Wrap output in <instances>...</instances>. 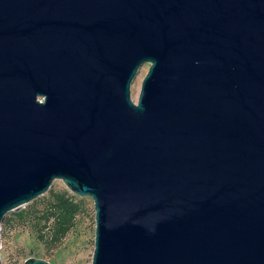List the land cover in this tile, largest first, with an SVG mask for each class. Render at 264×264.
<instances>
[{"label":"water","instance_id":"obj_1","mask_svg":"<svg viewBox=\"0 0 264 264\" xmlns=\"http://www.w3.org/2000/svg\"><path fill=\"white\" fill-rule=\"evenodd\" d=\"M54 179L90 264H264V0H0V229Z\"/></svg>","mask_w":264,"mask_h":264},{"label":"rangeland","instance_id":"obj_2","mask_svg":"<svg viewBox=\"0 0 264 264\" xmlns=\"http://www.w3.org/2000/svg\"><path fill=\"white\" fill-rule=\"evenodd\" d=\"M148 66V63H143L131 81L130 97L134 102L137 101L141 81ZM49 189H65L74 199L82 201L81 211L76 214L74 225L56 242L48 239L47 229L40 236L39 225L34 220L46 208L48 190L28 203L8 211L5 216L8 220L1 223L0 229L2 264H22L29 257L41 258L50 264H90L95 227L92 198L72 192L61 179H54Z\"/></svg>","mask_w":264,"mask_h":264},{"label":"trees","instance_id":"obj_3","mask_svg":"<svg viewBox=\"0 0 264 264\" xmlns=\"http://www.w3.org/2000/svg\"><path fill=\"white\" fill-rule=\"evenodd\" d=\"M48 191L46 208L34 221L39 225L41 237L44 229H47L48 239L56 242L74 225L75 216L81 211L82 201L74 199L65 189L56 191L48 189ZM5 216L3 223L8 220Z\"/></svg>","mask_w":264,"mask_h":264}]
</instances>
